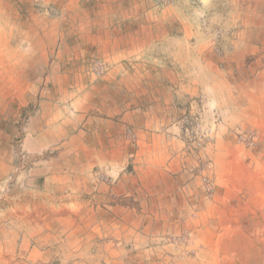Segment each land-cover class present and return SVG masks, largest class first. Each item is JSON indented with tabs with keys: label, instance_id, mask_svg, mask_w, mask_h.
I'll return each mask as SVG.
<instances>
[{
	"label": "crops",
	"instance_id": "1",
	"mask_svg": "<svg viewBox=\"0 0 264 264\" xmlns=\"http://www.w3.org/2000/svg\"><path fill=\"white\" fill-rule=\"evenodd\" d=\"M207 10L222 54L154 0H0V133L29 115L0 142V264H170L162 238L185 225L193 264H264V0ZM90 56L111 68L97 81ZM201 96L221 123L191 154L176 123ZM253 129L255 154L234 143Z\"/></svg>",
	"mask_w": 264,
	"mask_h": 264
},
{
	"label": "rangeland",
	"instance_id": "2",
	"mask_svg": "<svg viewBox=\"0 0 264 264\" xmlns=\"http://www.w3.org/2000/svg\"><path fill=\"white\" fill-rule=\"evenodd\" d=\"M156 3V0H154ZM156 6L158 8L161 9H165V8H172L174 10H177L178 13L180 14V20H181V24H183L185 27H190L192 32L196 35V32L198 33L197 36H192L191 40H193L195 43L196 41H199V43H201V41H205L207 40V38H210L213 42H215V51L222 54L223 52V45H224V34H225V30L224 27H222L221 24L218 23V20L216 22H214L213 17L209 16V11L207 10V0H178V4L176 6H159L156 3ZM52 7V6H51ZM50 8H48L47 12L50 14L49 17L52 21V25L51 27H55L58 28L59 22L55 21L53 16H56L54 14L51 13L50 10H52ZM57 8V7H55ZM1 22V21H0ZM11 23V21L9 22V24ZM200 36V37H199ZM87 61H85V65L81 70V73L89 78H91L92 80H99L101 78H103L104 76H106L109 72L110 69L107 71V73L103 76V77H96V75L94 74V72L92 71V63L96 60H101V59H97L94 58L93 56H90L86 59ZM104 64H106L108 67L109 65L107 63H105L103 60H101ZM202 98V96L195 101V103H199L200 99ZM193 101V102H194ZM195 106V105H194ZM1 107H0V112H1ZM29 115L25 114L23 116H21L19 120V123L16 125L17 126V130L12 131L11 129V125L9 126L8 123H12L11 119L8 122L7 121V125L5 124L3 127L6 128L7 130H5L6 132L1 134L0 133V142L3 141V139H7V137L11 138L13 135H17L19 134V132L22 131V127L25 125L26 120L28 119ZM2 117H0L1 119ZM206 120V119H205ZM218 123H221V120H219ZM217 132H218V128L215 134V137L213 139V141L207 146V148H209L210 146H212V144L214 143L216 136H217ZM258 134H260L258 132ZM7 136V137H6ZM19 139V138H17ZM15 139V143H13L15 146L18 142V140ZM183 141V140H182ZM259 141H260V135H259ZM235 143V141H234ZM13 145V146H14ZM206 148V149H207ZM259 149V147H258ZM9 151V152H8ZM7 151V156H12L13 157V152L12 149ZM205 151V150H204ZM255 151H259V150H252V152L255 154L257 152ZM14 152L16 153V155L18 156L17 158L21 160V162L23 163L22 165H26V162L28 160V155L27 153L23 152L22 149L18 150V148L14 149ZM203 152V151H201ZM199 152V153H201ZM1 153V152H0ZM199 153H195V154H199ZM1 155V154H0ZM203 195H204V191H203ZM205 198V196H204ZM190 215V214H189ZM192 217V216H191ZM185 222V220H184ZM187 237L188 240L187 241H181L179 243H174L172 242L171 238H176V237ZM197 230L193 227H188L187 225H185L184 227H182L179 230V233H169L167 235H165L162 238V245L167 246V250H164L165 252L169 253L173 259H175L176 261L170 262V264H193L194 261H199V257H200V251L195 255V256H188L186 254L187 250L190 249H198L199 244H197ZM202 249V248H201ZM71 264H74L75 262H69ZM150 263H155V262H150ZM134 264H139L138 261L135 262Z\"/></svg>",
	"mask_w": 264,
	"mask_h": 264
},
{
	"label": "built area",
	"instance_id": "3",
	"mask_svg": "<svg viewBox=\"0 0 264 264\" xmlns=\"http://www.w3.org/2000/svg\"><path fill=\"white\" fill-rule=\"evenodd\" d=\"M159 6H176L178 0H156ZM109 67L101 60H96L92 63V71L96 77H103ZM207 110V101L202 97L195 106H192L187 112L182 114L176 123L179 131V137L185 144V149L188 153L194 154L206 150L207 146L213 141L218 120L214 124H207L204 113ZM132 131L128 129V134ZM235 144L241 146L245 150H254L259 144V134L257 130H245L236 134ZM198 175L203 186L205 197L213 198L217 193V186L215 184V177L212 172V167L209 163H200L197 170ZM100 181H107V176L104 174L98 175ZM172 242L179 243L187 241V237L171 238ZM189 241V240H188ZM199 249H188L186 254L188 256H195Z\"/></svg>",
	"mask_w": 264,
	"mask_h": 264
}]
</instances>
